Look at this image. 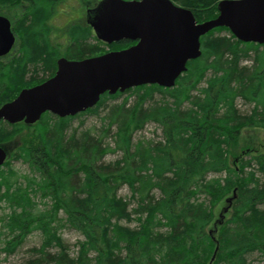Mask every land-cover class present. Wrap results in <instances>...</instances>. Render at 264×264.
Returning a JSON list of instances; mask_svg holds the SVG:
<instances>
[{
    "label": "trees",
    "instance_id": "obj_1",
    "mask_svg": "<svg viewBox=\"0 0 264 264\" xmlns=\"http://www.w3.org/2000/svg\"><path fill=\"white\" fill-rule=\"evenodd\" d=\"M23 1L22 58L12 69L0 68V106L54 75L60 57L83 59L134 43L108 44L84 18L70 26L66 45L53 44L44 22L60 0H0V8ZM173 1L198 21L218 15L220 0ZM12 26L15 32L17 23ZM221 31L229 34L216 35ZM201 50L173 87L106 92L94 108L66 117L46 112L33 124L34 136L0 166V208L4 202L9 210L0 215V254L15 253L29 233L40 231L41 246L17 264H247V255L264 256V182L258 174H264V153L238 150L243 128H264V44L217 27L201 37ZM40 72V82L24 80ZM238 100L250 106L248 112H240ZM100 109V127H72L74 118L100 115ZM148 123L160 127L161 139L135 141ZM22 126L29 125L0 120V138ZM108 154L119 155L106 162ZM17 159L29 171L12 167ZM125 185L136 203L132 210L119 195ZM65 227L84 237L74 257L60 234ZM52 246L60 249L51 252Z\"/></svg>",
    "mask_w": 264,
    "mask_h": 264
},
{
    "label": "water",
    "instance_id": "obj_2",
    "mask_svg": "<svg viewBox=\"0 0 264 264\" xmlns=\"http://www.w3.org/2000/svg\"><path fill=\"white\" fill-rule=\"evenodd\" d=\"M88 23L100 40L134 43L83 59L60 57L50 78L24 88L0 106V120L32 124L50 112L74 116L94 108L102 94L158 84L173 87L187 63L202 54L201 37L226 27L244 42L264 44V0H220L218 15L199 22L172 0H100L88 9ZM16 40L11 20L0 14V56ZM0 145V166L7 158Z\"/></svg>",
    "mask_w": 264,
    "mask_h": 264
},
{
    "label": "rangeland",
    "instance_id": "obj_3",
    "mask_svg": "<svg viewBox=\"0 0 264 264\" xmlns=\"http://www.w3.org/2000/svg\"><path fill=\"white\" fill-rule=\"evenodd\" d=\"M100 0H60L57 1L54 6L52 13L50 16H48L45 19L44 24L46 25V28H48L47 35L50 42L53 44H61L66 45L70 40V33L69 28L73 23L82 22L85 21L84 18H86V9L89 7L95 6ZM173 1V0H172ZM174 2V1H173ZM175 3V2H174ZM177 5H181V3L178 1L176 2ZM27 3L25 1L20 2L16 6L9 7L8 5H5L4 8H0V14L7 16L10 20L12 25L17 23V29L15 30L16 40L13 45L12 51L9 55H5L4 57L0 58V68H8L12 69L17 64V61L22 58L21 55V49L23 48L24 44V36L25 35V26L23 25L24 14L27 12L28 7H26ZM184 7V6H183ZM204 20V19H203ZM208 20V19H207ZM205 21V20H204ZM22 22V24H20ZM202 22V21H199ZM25 24V23H24ZM23 25V27H22ZM14 28V27H13ZM229 34L226 31L216 32V35H226ZM128 47V46H127ZM124 48V47H123ZM117 50L112 49L108 47L106 51L111 50ZM122 49V48H120ZM47 76V75H46ZM45 77V74L42 72L37 73L36 75L27 74L25 75L24 80L31 81L29 84H35L40 82ZM18 79H22L21 75L17 77ZM18 87H15V86ZM22 85V80L19 81L17 84L14 85V91L19 88V86ZM128 94L122 95L120 98L115 100L116 102L122 101L123 97L127 96ZM158 98L161 97L160 94L155 95ZM136 95L130 96V103L135 101ZM238 108L240 112L246 113L250 109V106L246 103H244L241 100L237 101ZM101 111L100 115L99 113H91L84 115L82 117H77L72 120V127H80L82 128H88L96 125L97 127L101 126V120L100 116L104 114V110ZM82 122V123H81ZM28 124L29 126L25 127L22 126L21 130L16 132L12 137H6V138H0V145H2L7 152L10 154L11 151L16 149L17 147L27 143V141L34 136V134L37 131L38 126ZM162 137V131L160 127L155 123H148L145 125L143 129L140 131H137L134 136V140H138L140 138H147V139H155L160 140ZM246 148H252V152H263L264 153V128L261 127H245L242 129L240 133V146L238 150H245ZM119 154H108L105 156V161H111L114 159H117ZM12 167H14L19 173H23L26 171H29L28 164L24 163L22 160H12L11 162ZM261 182H264V174L258 173ZM119 195L124 197L127 201L130 200L131 197V190L128 186H123L119 190ZM40 201V198H38ZM129 209L132 210L134 207H136L135 201L130 200ZM2 207L0 208V215H3L4 212L9 211L8 208L5 209V203L2 202ZM261 207H264V205ZM219 210V209H218ZM228 211V210H227ZM225 211V212H227ZM122 224L125 226H129L131 228L137 227L138 223L137 221H131L127 222L126 220L122 221ZM215 230L213 229V233H216V224ZM214 228V227H213ZM61 237L63 239L64 244L67 246V250L70 256L74 257L77 255L78 250V242L82 240L84 237L83 235L78 232L77 230L73 228H62L61 229ZM42 235L40 231H33L29 233L26 238L24 239L22 245L20 248L15 252L8 256H5V253L2 252L0 254V259L2 262H5L6 264H17L25 261L28 259L31 254L30 249L33 247H40L42 243ZM60 248L57 246H52L50 249H48L51 252H58ZM247 264H264V256L261 254L255 252L250 255L246 256Z\"/></svg>",
    "mask_w": 264,
    "mask_h": 264
},
{
    "label": "flooded vegetation",
    "instance_id": "obj_4",
    "mask_svg": "<svg viewBox=\"0 0 264 264\" xmlns=\"http://www.w3.org/2000/svg\"><path fill=\"white\" fill-rule=\"evenodd\" d=\"M96 5H97V4H96ZM96 5H95V6H96ZM95 6H93V7H95ZM93 7H89V8H93ZM89 8L86 9V18H85V19H86V22H88V9H89ZM13 31H14V30H13ZM132 44H133V43H132ZM130 45H131V44H130ZM126 47H127V46H126ZM12 48H13V47H12ZM124 48H125V47H124ZM11 51H12V49H11ZM11 51H10L9 53H7V54L1 55L0 58H1V57H4L5 55H6V56L9 55V54L11 53Z\"/></svg>",
    "mask_w": 264,
    "mask_h": 264
},
{
    "label": "bare ground",
    "instance_id": "obj_5",
    "mask_svg": "<svg viewBox=\"0 0 264 264\" xmlns=\"http://www.w3.org/2000/svg\"><path fill=\"white\" fill-rule=\"evenodd\" d=\"M87 23H88V22H87ZM88 24H89V23H88ZM89 25H90V24H89ZM90 26H91V25H90ZM49 78H50V77H49ZM47 79H48V78H47ZM47 79H45V80H47ZM45 80H44V81H45ZM44 81H43V82H44ZM41 83H42V82H41ZM38 84H39V83H38ZM36 85H37V84H36ZM33 86H35V85H33ZM31 87H32V86H31ZM26 88H27V87H26ZM23 89H24V88H23ZM21 90H22V89H21ZM21 90H20V91H21ZM19 93H20V92H19ZM19 93H18V94H19ZM18 94H17V95H18ZM14 98H15V97H14ZM14 98H13V99H14ZM1 146H2V145H1ZM7 153H8V152H7ZM8 157H9V153H8V155H7L6 160L8 159ZM5 162H6V161H5Z\"/></svg>",
    "mask_w": 264,
    "mask_h": 264
}]
</instances>
